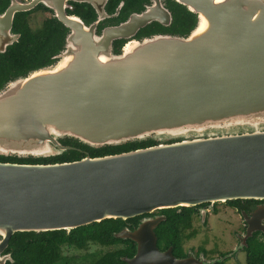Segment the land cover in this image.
<instances>
[{"label": "water", "instance_id": "1", "mask_svg": "<svg viewBox=\"0 0 264 264\" xmlns=\"http://www.w3.org/2000/svg\"><path fill=\"white\" fill-rule=\"evenodd\" d=\"M68 1L90 4L95 20L68 14ZM178 1L197 16L186 36L156 35L115 53L112 41L153 19L151 11L97 34V23L117 15L122 2L107 14V0H9L0 15L7 30L15 12L42 4L68 32L54 63L0 91V155L59 154L71 148L59 141L66 136L91 147L156 142L72 161H0V264L12 261L3 251L17 231H69L163 208L264 199V0ZM164 219L144 216L113 233L135 243L122 258L127 264L225 258L160 250L154 229ZM253 229L264 232L250 223L243 242Z\"/></svg>", "mask_w": 264, "mask_h": 264}, {"label": "trees", "instance_id": "2", "mask_svg": "<svg viewBox=\"0 0 264 264\" xmlns=\"http://www.w3.org/2000/svg\"><path fill=\"white\" fill-rule=\"evenodd\" d=\"M117 2L118 0H107L104 7L105 12L113 14L118 6ZM6 3L7 0H0V10ZM69 4L71 8L67 9L68 14L78 16L84 24L91 23L95 18L96 13L94 14L95 11L90 4L75 1H69ZM38 7L47 14L43 17L40 26L34 31L28 27V12H18L13 19V27L20 31L19 44L17 46H22L25 50L24 54L27 64L32 63L36 56L35 64L30 65L32 67L44 66L50 63L52 61L50 56L63 49L64 36L67 32V28L51 14V9L44 5H38ZM127 10L128 0H124V4L117 15L110 16L112 19L108 20L123 18ZM34 48H36V53ZM59 141L64 145L71 146V148L47 157L0 155V159L19 163L72 161L80 159L84 154L101 156L152 145L156 142L148 137L144 140L127 141L118 145L91 147L73 137L66 136L60 138ZM187 207L180 206L158 210V213L164 215L165 219L159 222L154 229L157 239L156 245L160 250L170 246L172 254L176 257H181L185 254L181 232L191 222V210ZM151 214L134 216L125 220L105 218L98 222L72 228L69 231L64 229L41 232L17 231L12 234L5 249L6 252L10 253L12 261L6 260L5 264H54L63 260H66V264H127L122 258L133 255L135 243L130 239L114 237L113 233L123 227L131 229L137 225L142 217L151 216ZM90 243L100 246H113V248L98 254H90L95 257L90 261L85 260L79 263H73L72 259L75 257L64 256L61 252L63 247L84 250ZM198 250L204 252L202 247ZM244 253V264H264V240L257 237L256 233L252 234L246 240ZM82 258L84 259L85 256L83 255ZM212 264H224V262L222 260Z\"/></svg>", "mask_w": 264, "mask_h": 264}, {"label": "flooded vegetation", "instance_id": "3", "mask_svg": "<svg viewBox=\"0 0 264 264\" xmlns=\"http://www.w3.org/2000/svg\"><path fill=\"white\" fill-rule=\"evenodd\" d=\"M19 1H24V0H19ZM121 2L122 4L120 9L124 4V0H118L117 2V4ZM8 4H9V0H7L6 5L0 10V15L3 14ZM38 5H42V4H37L34 8L28 11L15 12L9 30H7V24L4 23L3 20H0V91L6 88L9 85V83L12 80L16 79L18 76L26 75L31 71L36 70L37 68L45 67L54 63L57 60L56 56L62 50L61 49L58 53L52 54L50 56L52 59L50 63L44 66L32 67L30 65L35 64L36 56L34 58V61L32 63H29L28 65L24 54L25 50L23 49L22 46L21 47L17 46L19 44L20 31L16 30V28L13 27V19L15 14L18 12H22V13L28 12L27 13L28 27L34 31L40 26L43 19V18L37 19L38 14L40 13L46 14V12L40 9ZM70 8L71 5L69 4L68 1L66 12L67 9ZM144 11H151L153 19H151L144 25L137 27L135 30L133 28H128L126 31L127 37L114 39L112 41V47L115 53H119L122 50V48L131 41L142 40L156 35H171V36H179V37L186 36L187 33L195 26L197 21L196 14L189 11L186 5L182 4L178 0H128V10L123 16V18H119L117 20H108L111 17L106 16L103 20L97 23L96 33L100 34L101 30L104 27L115 26V25H119L120 23H123L133 13H141ZM32 14L35 15L37 14V15L30 21L29 17ZM51 14L53 15V13ZM34 50L36 53V48H34ZM0 161L13 162L10 160H2V159H0ZM221 206L230 208L231 210L236 212L239 216V220L241 223V227H240L241 231L239 233L237 230L233 231L234 236L236 238L234 246H232L227 251L221 252L219 254L220 256H225L226 254L230 253L231 250L237 248V250L232 255L230 254L223 259V262H225L227 258L237 259L236 256L237 251L244 252V248L246 246V240L252 234L256 233L257 237L264 240V232L261 229H253L251 235L245 239V242H243L242 239L250 223H252V225H260L264 227V199L237 198L226 201H215L212 203L206 201L193 206H188L187 208L191 210L190 213L191 220L195 218L202 219L203 220L202 224H207L208 220H210L212 216L217 214L218 209ZM158 210L151 212L152 213L151 216L159 214ZM239 243H243L242 247H239ZM199 252L200 250H198L197 248L194 251V255L197 257ZM3 253H6V251L4 250ZM188 255H190V250L186 249L185 254L181 257H186Z\"/></svg>", "mask_w": 264, "mask_h": 264}, {"label": "rangeland", "instance_id": "4", "mask_svg": "<svg viewBox=\"0 0 264 264\" xmlns=\"http://www.w3.org/2000/svg\"><path fill=\"white\" fill-rule=\"evenodd\" d=\"M46 14H38L37 19L43 18ZM36 15L32 14L29 20L31 21ZM202 223V219L195 218L191 220L190 225L182 230L181 237L183 239L184 250L188 249L190 253L194 254L197 248L202 247L204 252H200L203 253L204 260L222 257L219 254L227 251L235 244L236 238L233 231L237 230L238 233L241 231L238 214L230 208L223 206L218 209L216 215L208 220L207 224ZM111 248L113 246H100L95 243H90L84 250L63 247L61 252L64 256L75 257L72 259L73 263H79L85 260L90 261L95 257L90 254H98ZM234 250L235 248L226 254L225 257L230 254L232 255L235 252ZM83 255L85 256L84 259L82 258ZM236 256L237 259L227 258L224 264H244L245 253L243 251H237ZM65 261H59L54 264H66Z\"/></svg>", "mask_w": 264, "mask_h": 264}, {"label": "bare ground", "instance_id": "5", "mask_svg": "<svg viewBox=\"0 0 264 264\" xmlns=\"http://www.w3.org/2000/svg\"><path fill=\"white\" fill-rule=\"evenodd\" d=\"M130 43V42H129ZM131 44H127L126 49L130 47Z\"/></svg>", "mask_w": 264, "mask_h": 264}]
</instances>
